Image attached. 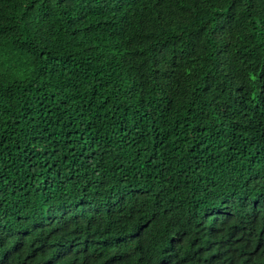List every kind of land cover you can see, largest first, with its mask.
I'll list each match as a JSON object with an SVG mask.
<instances>
[{
	"label": "trees",
	"instance_id": "16d2710c",
	"mask_svg": "<svg viewBox=\"0 0 264 264\" xmlns=\"http://www.w3.org/2000/svg\"><path fill=\"white\" fill-rule=\"evenodd\" d=\"M263 173L264 0H0V228L53 217L41 264H264Z\"/></svg>",
	"mask_w": 264,
	"mask_h": 264
},
{
	"label": "clouds",
	"instance_id": "9594fccd",
	"mask_svg": "<svg viewBox=\"0 0 264 264\" xmlns=\"http://www.w3.org/2000/svg\"><path fill=\"white\" fill-rule=\"evenodd\" d=\"M258 189H264V173L260 176L256 175L254 179L252 180L247 194H255ZM1 194V191H0ZM128 200L136 201L133 199H130L127 196H122ZM155 203L157 201H154ZM32 211L35 213V210L33 207H31ZM47 210V208H45ZM3 216L9 215V210H6L5 208L0 209ZM26 213V221L25 223L20 226L16 222L14 223V226L11 230H2L0 228V234L3 237L4 243L0 244V264L3 262H7L9 264H41V260H50L49 257V244H53V241L51 243H48L42 239V241L37 237L36 231H41V228H43V217L47 219H52L53 217H49L48 215H44V211L39 208L38 212L35 213L39 216L37 221L35 223H31V220L33 218L32 211L30 208L24 209ZM144 212L141 208L140 213ZM29 216V218H28ZM57 220H61L72 227L75 226V224H71L72 220H68L64 214V212H58L55 215ZM227 218L222 214H219L215 211L211 213V220L212 224L209 227V230H215V231H221L225 225H232V219L230 221L227 220ZM238 221V218H235ZM28 220H29V227L28 226ZM27 222V225H25ZM136 223V222H134ZM144 223L146 221L144 220ZM189 224V223H188ZM146 225V224H145ZM190 225V224H189ZM44 229V228H43ZM15 242L14 246H10L9 243ZM263 250V248H262ZM264 253V250H263ZM122 258V254L118 255L114 260ZM144 261V260H143ZM142 260L138 261V264L141 263ZM146 264H150L145 260Z\"/></svg>",
	"mask_w": 264,
	"mask_h": 264
}]
</instances>
